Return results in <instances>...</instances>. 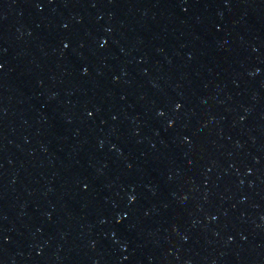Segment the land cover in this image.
Listing matches in <instances>:
<instances>
[{
    "label": "water",
    "instance_id": "95a60500",
    "mask_svg": "<svg viewBox=\"0 0 264 264\" xmlns=\"http://www.w3.org/2000/svg\"><path fill=\"white\" fill-rule=\"evenodd\" d=\"M0 264H264V0H0Z\"/></svg>",
    "mask_w": 264,
    "mask_h": 264
}]
</instances>
